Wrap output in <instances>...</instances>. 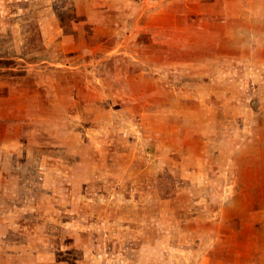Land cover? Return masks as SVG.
<instances>
[{"label": "rangeland", "instance_id": "1", "mask_svg": "<svg viewBox=\"0 0 264 264\" xmlns=\"http://www.w3.org/2000/svg\"><path fill=\"white\" fill-rule=\"evenodd\" d=\"M263 117L264 0H0V264H259Z\"/></svg>", "mask_w": 264, "mask_h": 264}, {"label": "crops", "instance_id": "2", "mask_svg": "<svg viewBox=\"0 0 264 264\" xmlns=\"http://www.w3.org/2000/svg\"><path fill=\"white\" fill-rule=\"evenodd\" d=\"M256 141L259 142V251H256V253H259V264H264V117L262 120H259V141ZM250 151L251 148L248 147V154ZM253 151L254 149L252 148ZM253 263L247 262L242 264Z\"/></svg>", "mask_w": 264, "mask_h": 264}]
</instances>
